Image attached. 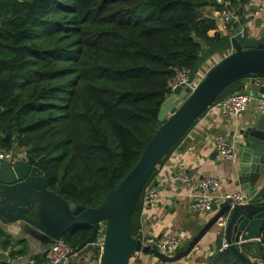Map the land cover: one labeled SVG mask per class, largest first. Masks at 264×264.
Segmentation results:
<instances>
[{"label":"trees","instance_id":"obj_1","mask_svg":"<svg viewBox=\"0 0 264 264\" xmlns=\"http://www.w3.org/2000/svg\"><path fill=\"white\" fill-rule=\"evenodd\" d=\"M245 3L230 0L240 25ZM205 7L213 0H0V148L22 149L25 163L63 201L98 206L159 128L171 69L190 70L204 43L222 39L201 15ZM242 87L234 81L214 103ZM140 206L141 192L129 217L134 239ZM90 231L73 227L60 239L73 251ZM258 240L264 264L263 228ZM24 244L17 241L22 247L9 257L22 254ZM9 246L0 231V249ZM42 256L32 258L41 264ZM206 264L246 263L225 249Z\"/></svg>","mask_w":264,"mask_h":264},{"label":"water","instance_id":"obj_2","mask_svg":"<svg viewBox=\"0 0 264 264\" xmlns=\"http://www.w3.org/2000/svg\"><path fill=\"white\" fill-rule=\"evenodd\" d=\"M235 27L230 36L208 45L198 55L189 71L187 84L194 82L203 66L218 54H226L195 83L193 90L177 87L160 106L155 131L138 161L117 187L108 191L100 204L92 209H83L65 202L48 191L41 172L26 163L9 166L0 162V170L7 171L11 178L4 182L0 177V223H22L23 233L44 246L58 240L69 229L90 226L89 236L71 255L94 254L100 225L103 224L101 251L98 264H127L133 253L153 256L160 263H175L183 259L196 246L199 239L218 219L225 226L218 235L227 249L246 264H263L258 255L259 235L264 226V122L242 134L237 144L238 175L236 184L247 192L245 205L229 207L225 200L218 212L209 219L188 243L187 247L172 257H165L155 247H142L140 240L129 234V217L134 210L139 194L148 176L170 147L184 134L188 127L208 109L215 98L231 83L243 80L253 85L254 91L245 93L264 99V35L251 40L240 35ZM185 99L173 108L177 96ZM168 113L169 117H163ZM250 257V258H249ZM0 260H5L0 254Z\"/></svg>","mask_w":264,"mask_h":264},{"label":"crops","instance_id":"obj_3","mask_svg":"<svg viewBox=\"0 0 264 264\" xmlns=\"http://www.w3.org/2000/svg\"><path fill=\"white\" fill-rule=\"evenodd\" d=\"M264 0H246L242 6V17L247 20L248 25L243 30V37L251 40H259L264 35V17L253 18L251 10L247 7L248 2H259ZM213 7H205L201 10V15L211 19ZM215 32L222 38L230 36L233 28L225 27L220 22L214 21ZM214 31L208 32L211 37ZM203 48V46H202ZM226 54H218L209 60L198 72L191 83L192 86L199 81L204 74ZM242 90L254 91L253 85H246L242 80ZM185 99V96H177L172 102L173 108ZM163 117H168V113H162ZM264 119L258 117L252 109L245 110L237 118L223 120L217 110L210 106L192 124L183 135L181 140L172 148L162 164L155 170L150 182L157 190V198L152 208H144L141 204L139 208V229L141 239L151 238L155 240L166 239L173 235L178 241V251L184 250L192 238L199 232L203 225L211 219L222 207L225 201L218 198L230 195L235 191H241L247 195L236 184L238 175L237 165H231L224 161L214 150L212 142L206 138H225L233 143L234 151L237 154V144L242 134L249 131L258 124H263ZM13 153L19 158L16 166L25 163L22 149L11 147ZM177 170H184L192 179L203 177L215 178L219 181V188L213 193L215 200L212 210L206 214L195 213L190 209V199L185 195L184 190L175 178ZM0 177L4 182H9L11 178L7 171L0 170ZM245 205V204H244ZM225 226V225H224ZM215 224L198 241L192 251L175 263H160L153 256L133 253L127 264H206V262L216 253L221 243L218 233L223 230ZM22 223L1 224L0 231L7 237L10 246L6 250L0 249V254L5 260H0L7 264H19L10 258L12 251H19L22 246L15 245L17 241H24V251L18 256L32 258L42 256L46 247L22 231ZM92 255L85 253L82 256L71 255L65 264H98L97 260L92 261ZM250 258V257H249ZM252 263H257V258L251 257Z\"/></svg>","mask_w":264,"mask_h":264},{"label":"built area","instance_id":"obj_4","mask_svg":"<svg viewBox=\"0 0 264 264\" xmlns=\"http://www.w3.org/2000/svg\"><path fill=\"white\" fill-rule=\"evenodd\" d=\"M214 7L211 15L213 21L220 22L225 27H240V35L243 36V30L248 25L247 21L239 24V17L236 15L235 10L231 7L230 0H213ZM247 7L252 12V17H264V2H248ZM224 57V56H223ZM222 57V58H223ZM220 58V60L222 59ZM218 60V61H220ZM217 61V62H218ZM173 75L167 83L166 90L169 97L174 89L177 87H186L189 91L193 90L191 84H187V77L189 74L188 69L185 68H172ZM242 91L234 92L225 98L213 103L211 106L217 110L218 115L223 120H232L237 118L247 109H252L253 112L260 118L264 119V99L252 97ZM177 108V107H176ZM169 117V116H168ZM211 141L214 150L219 156L231 165H237V154L234 151L233 143L225 138H206ZM19 158L13 153L12 150H4L0 148V162L9 166H15ZM175 178L178 184L184 190L185 195L190 199V209L199 214H206L212 210L215 197L213 193L219 188V181L211 177H203L199 179H192L186 171L177 170ZM157 198V190L152 182L145 184L141 191V204L144 208H152ZM221 201L229 200V207L234 205H244L248 202L249 197L244 195L241 191H235L230 195L219 197ZM225 225L224 219H218L215 222L217 228H222ZM264 229V226H263ZM103 229L99 228V234ZM101 237L97 235L95 247L97 248V262L99 253L101 251ZM142 247H155V250L165 257H172L178 251V241L175 236H167L166 239L155 240L149 238H139ZM227 249V245L222 241L216 252H221ZM71 257V249L59 238L48 245L42 256L41 264H65ZM14 260L19 264H38L33 258H24L22 256L14 257ZM255 264V263H254Z\"/></svg>","mask_w":264,"mask_h":264},{"label":"rangeland","instance_id":"obj_5","mask_svg":"<svg viewBox=\"0 0 264 264\" xmlns=\"http://www.w3.org/2000/svg\"><path fill=\"white\" fill-rule=\"evenodd\" d=\"M100 227L103 229V224L100 225ZM103 233V231L101 232V234ZM101 234L98 233V237H101Z\"/></svg>","mask_w":264,"mask_h":264}]
</instances>
